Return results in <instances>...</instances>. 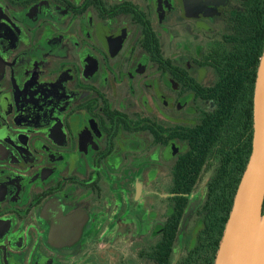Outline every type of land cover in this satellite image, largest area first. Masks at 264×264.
<instances>
[{
  "label": "flooded vegetation",
  "instance_id": "af4514ba",
  "mask_svg": "<svg viewBox=\"0 0 264 264\" xmlns=\"http://www.w3.org/2000/svg\"><path fill=\"white\" fill-rule=\"evenodd\" d=\"M263 52L264 0H0V264H216Z\"/></svg>",
  "mask_w": 264,
  "mask_h": 264
},
{
  "label": "water",
  "instance_id": "95a60500",
  "mask_svg": "<svg viewBox=\"0 0 264 264\" xmlns=\"http://www.w3.org/2000/svg\"><path fill=\"white\" fill-rule=\"evenodd\" d=\"M216 264H264V52L254 93L252 151L220 242Z\"/></svg>",
  "mask_w": 264,
  "mask_h": 264
}]
</instances>
